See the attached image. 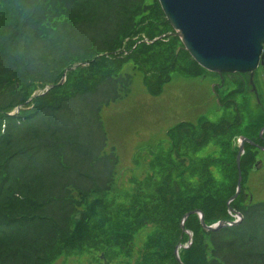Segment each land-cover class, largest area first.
<instances>
[{
  "label": "trees",
  "instance_id": "trees-1",
  "mask_svg": "<svg viewBox=\"0 0 264 264\" xmlns=\"http://www.w3.org/2000/svg\"><path fill=\"white\" fill-rule=\"evenodd\" d=\"M181 54L192 76L197 63L158 0H0V264L85 253L98 264H180L177 246L184 264H264L251 143L231 202L242 222L207 231L192 214V239L181 227L196 209L208 225L234 220L235 142L243 134L264 144L262 101L245 127L237 104L224 110L236 111L231 119L173 127V149L151 158L145 180L122 167L109 141L103 108L130 94L137 70L161 96ZM199 148L208 156H190Z\"/></svg>",
  "mask_w": 264,
  "mask_h": 264
},
{
  "label": "rangeland",
  "instance_id": "rangeland-1",
  "mask_svg": "<svg viewBox=\"0 0 264 264\" xmlns=\"http://www.w3.org/2000/svg\"><path fill=\"white\" fill-rule=\"evenodd\" d=\"M177 62L179 69L169 72L171 81L166 83L161 96L155 97L149 93L143 73L137 70L130 94L105 106L102 110V117L110 135L109 141L115 148L122 167L133 166L135 177L139 180H145L150 174L152 157L154 158L156 154L158 157L165 156L170 148L173 149V137L168 136L169 130L183 121L197 123L199 118L219 122L225 113V111H205L207 106L215 104L211 102L203 107L205 88H203L205 94H202L193 84L187 85L186 77L189 76L184 75L190 74V59H186L181 54ZM257 73L256 85L264 106L263 68L260 67ZM228 91H232L230 98L237 104L243 127L247 126L259 110L254 95L251 92H240L233 83L221 93L226 94ZM235 114L228 111L225 117L231 119ZM239 143L240 139H237L235 144L239 145ZM180 151L186 154L183 146L180 147ZM256 151L262 162L259 169L252 174L251 182L256 197L264 199V150ZM208 152V148H199L190 156L199 159L208 156ZM171 156L175 158L174 152ZM93 257L92 259L88 253L80 257H62L54 264H98L94 254Z\"/></svg>",
  "mask_w": 264,
  "mask_h": 264
},
{
  "label": "water",
  "instance_id": "water-1",
  "mask_svg": "<svg viewBox=\"0 0 264 264\" xmlns=\"http://www.w3.org/2000/svg\"><path fill=\"white\" fill-rule=\"evenodd\" d=\"M158 1L174 29V34L181 39L183 47L200 66L218 73L249 72L253 90L258 97L253 78L256 69L260 65L264 66V0ZM263 133L264 127L260 130L261 137ZM246 141L255 144L248 138L241 137L237 154V189L227 201L229 212L239 216V219L208 225L202 211H189L184 215L181 227L191 239L192 233L185 229V222L192 214H198L202 226L207 231H218L226 225L242 222V214L231 207V202L242 191L240 160ZM258 147L264 150V147ZM260 166L261 161H258L256 168L259 169ZM179 247H176L175 255L179 263L184 264L179 256Z\"/></svg>",
  "mask_w": 264,
  "mask_h": 264
},
{
  "label": "flooded vegetation",
  "instance_id": "flooded-vegetation-1",
  "mask_svg": "<svg viewBox=\"0 0 264 264\" xmlns=\"http://www.w3.org/2000/svg\"><path fill=\"white\" fill-rule=\"evenodd\" d=\"M195 69V74H192L190 76L189 74H185L184 76H189L186 77L188 79L189 84H193L195 87L199 88V91L202 94H205L204 89L206 91L205 97V104H202L203 107L207 106V103H213V105H217L218 108L220 107L221 109L226 110L228 108H234L236 106V103L232 98H230V95L232 91H228L226 94H222L221 91L226 88L227 86H230L232 83L237 86V89L242 92H255L252 88V83H251V78H250V73L245 72V73H229V72H210L205 69H199L198 65H193ZM262 67L264 70V66L260 65L258 69L255 71L254 75V83L256 85V77H257V72L259 68ZM202 68V67H201ZM199 80V82H196ZM197 85V86H196ZM200 85V86H198ZM257 87V85H256ZM258 88V87H257ZM210 106V105H209ZM208 107V106H207ZM262 140V139H261ZM264 142V140L262 141ZM255 143L259 146H264V144L260 143V141H255ZM257 149L258 147L255 146Z\"/></svg>",
  "mask_w": 264,
  "mask_h": 264
}]
</instances>
